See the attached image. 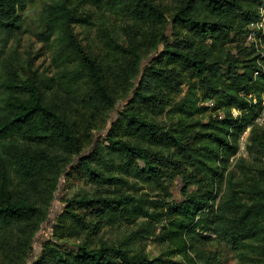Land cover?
I'll use <instances>...</instances> for the list:
<instances>
[{
  "label": "trees",
  "instance_id": "trees-1",
  "mask_svg": "<svg viewBox=\"0 0 264 264\" xmlns=\"http://www.w3.org/2000/svg\"><path fill=\"white\" fill-rule=\"evenodd\" d=\"M25 1L0 0V264H26L59 177L73 171L115 191L64 198L60 229L79 238L142 218L160 225L153 235L161 251L139 244L154 232L139 223L116 243H43L32 264H220L202 249L213 242L239 264H264V164L237 157L249 129L246 154L264 161V124L256 123L264 102V55L257 54L264 33L256 45L247 39L262 0H172L169 10L154 0H43L34 37L52 51L58 72L47 79L31 69L21 73L4 50L23 25ZM160 45L142 67L145 53ZM184 84L191 97L198 89L213 103L210 111L196 109L189 93L173 103ZM122 95L127 99L107 135L82 153ZM166 104L178 115L168 126L155 119ZM208 111L205 123L190 120ZM130 176L165 199L118 195L132 186ZM177 178L180 200L165 185Z\"/></svg>",
  "mask_w": 264,
  "mask_h": 264
},
{
  "label": "rangeland",
  "instance_id": "rangeland-1",
  "mask_svg": "<svg viewBox=\"0 0 264 264\" xmlns=\"http://www.w3.org/2000/svg\"><path fill=\"white\" fill-rule=\"evenodd\" d=\"M157 5L161 8L163 7L165 10H169L172 6V0H154ZM43 0H26L25 1V8L23 12V25L18 30L15 36H11L9 41L5 44V51L7 54L13 57L14 62L19 66L20 72L22 73L25 70L31 69L36 71L38 75H42L45 79L52 77L56 73H58L55 68L50 65L52 51L48 48V46L42 45L41 43L37 42L34 33L37 31V16L38 12L41 8ZM76 32L79 34V38L82 41L83 45H87L88 39L86 34L82 31V29L77 28ZM170 42L173 41L172 38L169 39ZM3 42L0 41V50L2 49ZM91 46H95L92 44ZM259 50L257 54L263 56L264 55V45L258 46ZM162 50V46L158 47V50H148L145 53V57L143 58L142 67L146 65L153 57H156L158 53ZM94 52H101L99 47H96ZM257 73V72H256ZM194 98L191 97L188 86L186 84L181 86V94L174 97L173 103H180L182 99L187 98V96L191 97L194 101L192 105L197 109L201 107H206L210 111L213 107V103L202 100L200 96V90L195 89ZM47 95L49 98L52 97L50 91ZM189 93L187 96H185ZM129 96V95H128ZM124 97V98H123ZM127 95H122L117 97L116 105L114 110L110 113L106 114V122L105 128L95 131H92V138L90 143L85 147L82 153L87 154L93 145L104 138L111 124L116 117L117 112L121 109V107L125 104ZM126 98V99H125ZM264 106V102H263ZM171 106L166 104V108L164 112L155 117V119L161 122L163 125L168 126L173 124L174 122L177 123L178 115L173 116L170 112ZM205 112L202 115H194L190 117V120L200 119L201 122L205 123L209 116L213 115L210 112ZM193 113V114H194ZM232 114L236 116L238 112L236 110H232ZM187 121L189 118H186ZM119 136H123V132H118ZM248 137H249V129H247L239 140V152L237 157H244L248 164H255L261 166L264 164V161L255 160L253 157H248L246 154V145L248 144ZM106 144V143H104ZM254 156V155H253ZM234 164L236 161L235 159L231 160ZM75 164V162L73 163ZM99 169L104 173L107 174L109 169H106L103 165L99 167ZM231 169H235L231 167ZM71 172L70 167L66 168V172ZM186 172L188 170H185ZM236 172H239L238 169H235ZM68 172V173H69ZM116 173H120L117 171ZM129 183H131V187L125 186L118 189L117 194L123 195H132V196H140L142 195L144 199L156 202L162 201L165 199V194L158 190L157 188L150 185L148 182H144L138 178H133L130 176L128 178ZM165 185L168 187V191L171 194V199H179L181 198L180 189L183 183H180L178 178L173 180L171 183L165 182ZM192 189V188H190ZM115 191V188H107L105 186H97L94 183L86 180L85 178L81 177L79 173L73 171L70 176H65L63 174L59 177L57 189L54 195V199L52 200L50 207L48 209V215L46 221L41 225L40 230L36 233L35 237L33 238V243L31 247V251L26 258V264H32L34 261L39 258L42 252V244L43 243H53L56 244L59 248L67 249L66 247L69 246L71 243L80 244L84 241H87L89 247H93L97 244V241L101 237L104 241L108 243H116L121 240L126 234H128L131 230L136 228V225L139 223H143L144 227L149 225L152 234L147 235L146 239L143 241H139V244H142L146 251L152 252L154 255L158 254L161 251V248L158 246V242L155 240V235L160 232V225L159 224H152L149 220L138 218L135 224H127L122 223V221L118 222L119 226H103L99 231L93 232L88 231L85 235L80 236L79 238L76 237H69L67 234V230L60 229V224L56 222L57 216L62 212L64 207L63 199H71L73 197H79L80 195L88 194L92 195L95 192L97 193H105L109 192L108 195H111V192ZM167 198L166 201H170L171 199ZM161 210V208H158ZM121 223V224H120ZM55 225V226H54ZM56 228V229H55ZM206 251V253L211 254V257L220 264H239L236 260L234 254L231 250L225 247L223 244H219L213 242L211 245L205 246L202 248Z\"/></svg>",
  "mask_w": 264,
  "mask_h": 264
},
{
  "label": "built area",
  "instance_id": "built-area-1",
  "mask_svg": "<svg viewBox=\"0 0 264 264\" xmlns=\"http://www.w3.org/2000/svg\"><path fill=\"white\" fill-rule=\"evenodd\" d=\"M250 34L248 36V43L256 42V35L258 32L264 33V0H262V5L259 8L258 20L255 23L250 24ZM257 43H255L256 45ZM256 123L259 125L264 124V106L260 112V115L256 119Z\"/></svg>",
  "mask_w": 264,
  "mask_h": 264
}]
</instances>
